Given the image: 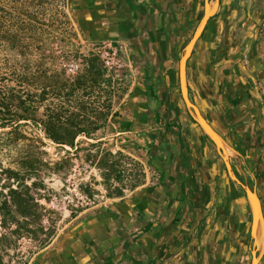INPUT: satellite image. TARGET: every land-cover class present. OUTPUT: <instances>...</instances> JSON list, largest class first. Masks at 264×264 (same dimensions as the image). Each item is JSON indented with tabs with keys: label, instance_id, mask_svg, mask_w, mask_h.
<instances>
[{
	"label": "crops",
	"instance_id": "crops-1",
	"mask_svg": "<svg viewBox=\"0 0 264 264\" xmlns=\"http://www.w3.org/2000/svg\"><path fill=\"white\" fill-rule=\"evenodd\" d=\"M225 5V0H73L91 37L126 42L145 81L172 89L188 131H182L178 147L161 151L153 144L160 175L154 187L109 209L75 216L31 264H250L251 209L223 136L229 116L222 93L225 46L237 18L224 12ZM205 17L184 65L188 104L181 61Z\"/></svg>",
	"mask_w": 264,
	"mask_h": 264
},
{
	"label": "rangeland",
	"instance_id": "rangeland-1",
	"mask_svg": "<svg viewBox=\"0 0 264 264\" xmlns=\"http://www.w3.org/2000/svg\"><path fill=\"white\" fill-rule=\"evenodd\" d=\"M104 41L109 40L89 35L77 18L73 0H0V85L18 83V75L27 70L31 76L41 71L49 75L59 72L73 80L86 72V58L91 53L100 55ZM111 43L118 47V58L123 63L122 68L108 72L115 89L112 111L121 114L117 120L110 115L100 121V129L91 137L79 136L74 147L57 145L33 123L14 133L0 129L3 264H31L75 216L109 209L135 196L139 189L159 182L151 153L159 125L155 120L147 127L138 123V114L145 107V71L129 48H120L123 42ZM260 53L264 61V28ZM71 63L79 65L74 75L66 73ZM29 83L26 87L31 91L39 87L34 78ZM83 100L91 109L99 110L101 106L92 98ZM53 101L50 96L51 109ZM82 115L96 119L93 113ZM129 115L137 127L125 120ZM13 189L33 198L27 217L21 215L26 209H1L5 199L10 201Z\"/></svg>",
	"mask_w": 264,
	"mask_h": 264
},
{
	"label": "flooded vegetation",
	"instance_id": "flooded-vegetation-1",
	"mask_svg": "<svg viewBox=\"0 0 264 264\" xmlns=\"http://www.w3.org/2000/svg\"><path fill=\"white\" fill-rule=\"evenodd\" d=\"M225 1L224 12H234L237 18L231 23L235 33L225 46L226 68L222 93L229 100V116L223 136L228 159L233 161L234 165L237 164L235 173L245 205L251 209L253 218L247 187L257 195L264 216V61L260 53V37L264 28V0ZM149 82L144 83L142 100L145 107L138 114V123L141 127H147L155 120L159 125L154 142L158 150H166L171 144L178 147L179 141L183 139L182 131H188V123L177 110V101L172 89L159 87L153 81ZM232 114L236 116L233 117ZM125 120L130 126L138 125L130 115ZM172 132L174 137L168 140L167 135L173 136ZM153 148L152 157L155 152L152 151ZM254 251L256 255L259 254L257 247L252 245L250 264ZM259 264H264V251Z\"/></svg>",
	"mask_w": 264,
	"mask_h": 264
},
{
	"label": "trees",
	"instance_id": "trees-1",
	"mask_svg": "<svg viewBox=\"0 0 264 264\" xmlns=\"http://www.w3.org/2000/svg\"><path fill=\"white\" fill-rule=\"evenodd\" d=\"M86 60V72L73 80L66 79L59 72L49 75L41 71L31 76L27 70L18 75L15 80L18 83L0 85V129L14 133L33 123L57 145L74 147L79 136H93L100 129V121L107 120L110 115L117 120L121 114L112 111V98L115 95L113 77L108 75V68L100 55L91 53ZM32 78L39 82L35 91L26 87ZM50 96L54 100L53 109L48 104ZM84 98H92L100 103L99 110L91 109ZM81 113H93L96 119L91 120ZM83 125L88 127L84 128ZM9 196L10 201L5 199L1 209H11L13 206L26 209L21 212L23 217L31 214L27 211L31 209L33 200L29 194L13 189ZM0 264H3L1 259Z\"/></svg>",
	"mask_w": 264,
	"mask_h": 264
},
{
	"label": "water",
	"instance_id": "water-1",
	"mask_svg": "<svg viewBox=\"0 0 264 264\" xmlns=\"http://www.w3.org/2000/svg\"><path fill=\"white\" fill-rule=\"evenodd\" d=\"M207 18L205 17L195 33L194 37L192 38L191 42L187 46L186 54L183 56L181 61L182 71H181V82H182V90L183 95L188 104H192V102L189 99L188 92H187V86L185 82V69L184 65L187 60L188 55L190 54L191 48L196 41L197 37L199 36L204 24L206 23ZM207 127L210 131L214 133V135H217V133L207 124ZM247 194L249 196L251 207H252V214H253V220H252V228H253V236H254V245L257 247V250L259 251V254L256 255V252L254 251V256L252 260V264H259L261 255L264 251V245H263V239H264V216L261 209L260 201L257 197V195L250 189L246 188Z\"/></svg>",
	"mask_w": 264,
	"mask_h": 264
},
{
	"label": "built area",
	"instance_id": "built-area-1",
	"mask_svg": "<svg viewBox=\"0 0 264 264\" xmlns=\"http://www.w3.org/2000/svg\"><path fill=\"white\" fill-rule=\"evenodd\" d=\"M120 48L122 50L127 51L128 45L126 44V42H123V45ZM118 52H119L118 47L116 46L113 47L111 41H104V46L101 47L99 53L105 63V66L108 68V72L111 69H119L123 67V63H121L120 59L118 58V54H119ZM78 68L79 65L77 63H71L67 66L66 73L68 75H74L77 73ZM130 70L131 71L134 70L132 64H130Z\"/></svg>",
	"mask_w": 264,
	"mask_h": 264
}]
</instances>
